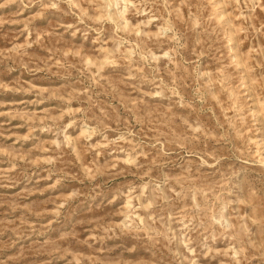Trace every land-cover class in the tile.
<instances>
[{
    "label": "rangeland",
    "instance_id": "rangeland-1",
    "mask_svg": "<svg viewBox=\"0 0 264 264\" xmlns=\"http://www.w3.org/2000/svg\"><path fill=\"white\" fill-rule=\"evenodd\" d=\"M0 264H264V0H0Z\"/></svg>",
    "mask_w": 264,
    "mask_h": 264
}]
</instances>
